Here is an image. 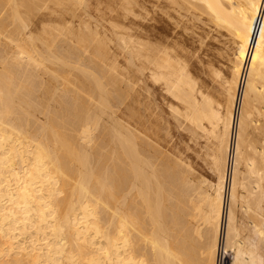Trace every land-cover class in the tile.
Instances as JSON below:
<instances>
[{
    "label": "bare ground",
    "instance_id": "bare-ground-1",
    "mask_svg": "<svg viewBox=\"0 0 264 264\" xmlns=\"http://www.w3.org/2000/svg\"><path fill=\"white\" fill-rule=\"evenodd\" d=\"M91 1L0 0V264H259L236 203L255 213L250 230L263 242L264 0H156L172 24L197 10L196 22L206 15V27L229 35L223 103L203 92L171 41L136 43L122 30L112 13L129 15L133 0H97L116 22L125 62L182 105L172 110L192 133L216 141L206 145L214 184L195 182L143 136L131 68L78 12Z\"/></svg>",
    "mask_w": 264,
    "mask_h": 264
},
{
    "label": "rangeland",
    "instance_id": "rangeland-1",
    "mask_svg": "<svg viewBox=\"0 0 264 264\" xmlns=\"http://www.w3.org/2000/svg\"><path fill=\"white\" fill-rule=\"evenodd\" d=\"M91 2H92V4L89 5L88 7H86V9H85L87 11L82 10L81 8L78 9V12H81V18H83L85 20L89 19V22H90L91 26L93 28L96 26V28L99 29V32L102 33V34L99 33L101 35V37L107 35L108 40H109V37H110V40L112 41V43L109 40L110 42L108 41V44H107L109 49H112V50L109 51L110 53L112 52V55L111 54L110 55L112 56V58L115 57V56H118V58L115 57L116 61H118V66L125 67V66L128 65V68L129 69L131 68L130 69V71H131L132 70V67H131L132 65L129 63V61H128V63H127V61L125 62V59L128 58V54L124 53L125 49L121 50L122 49L121 43H119V41H115V40H117V38L115 37V35H113L114 28H112L111 26L113 24H116V22L109 21L108 17H106L103 14V12L105 11L104 8H103L104 2L103 3L102 2L98 3L97 0L96 1L92 0ZM133 2H134L133 3V9L134 10L132 11V13L130 12V14H129L132 19H130V16L128 15V13H127L128 17H127V15L125 17H122L121 15H119V12L118 13H116V12L112 13V15H114L115 17H118L119 20L121 19L120 20L121 22L125 21L124 22L125 24H123L122 30H125V31H127L128 33L131 34V36H130L131 38L130 39L134 40V42H136V41H138V42H146L147 41L148 43L149 42L155 43L156 42L155 40H162L163 43H165V42L167 43V42L171 41L172 43L171 42L170 43L172 45V49H173V51L175 50L174 52L177 54V58L179 57L178 59L180 61L182 60L181 62L185 66H187L188 68L190 67L189 70H190L191 73L190 72H188V73L191 74L190 76L193 79L195 77L196 83L200 86L201 89L203 88L204 91L203 90L202 91L205 92V94L209 93L211 98L214 99L215 101H218L217 99L220 97V100H222L221 102L223 103L225 101V99L223 101L222 98H225V94L223 93L224 97L221 94V90H222V86L221 85L222 84H220V83H222V81H221V79L219 77H221L223 74H225L226 75V79L229 78V77H227V76H229V72H227L229 62H227V61H228L229 55L231 53L230 52L231 49L230 50L228 49V48H230V45H231L230 37H228L229 35L224 33V37L221 38L220 34H219V36H217L219 31L216 32L217 30L214 29V27L211 25V23H209V25H207V27H206L204 22L206 24H208V22H209V21H207V22L205 21L207 18H203V16H206V15H201V20H199L200 22H198V21L196 22L197 19H200V15H198V14L201 11L199 12V11L196 10L195 14L199 18H197V16L195 15V17H196V18L194 17L195 21L193 20L192 15H191L190 18H189L188 15H187L188 17L185 15V19H184V17H179V18L176 17L177 20H174V22L176 21L177 23L175 22V24H177V25H175V24H172L173 19L175 17L172 20H169V18H167L166 16H160L161 13H159V11H158L156 0H143V1L142 0H139V1L138 0H133ZM96 4H97V6H96ZM134 4H136V5H134ZM142 4H143V6H142ZM135 6H137V7H135ZM197 12H198V14H197ZM90 14H91V17H90ZM141 14H143V15H141ZM201 14H204V13L201 12ZM86 17H87V19H86ZM133 17H134V19H133ZM186 18H188V19L186 20ZM125 19H127V20H125ZM136 19H138L139 21L136 20ZM189 19L192 22L188 21ZM134 20H136V21L134 22ZM140 20L142 21V23H141ZM184 20L188 24L185 23ZM179 21L183 25H181ZM193 21H194V23L196 22L197 24L196 23L194 24ZM111 22H113V23H111ZM137 22H138V24L140 23L142 26L140 24L138 25ZM189 22H190V24H189ZM92 23H94V24L98 23V24H95V25L93 24L92 25ZM103 24H104L105 27L103 26ZM132 24H133V26H132ZM135 24L138 25L139 27L136 26ZM162 24H164V25H162ZM191 24L194 25V26H192L193 28L190 26ZM127 25H128V27H127ZM130 25H131V27H129ZM101 26H103V27H101ZM184 26L188 27V28H184ZM197 26L199 27V29L197 28ZM100 28L102 30H104V29L105 30L101 31ZM128 28H130V29H128ZM132 28H133V30H135L134 33H132V31H133ZM134 28H136V29H134ZM173 28H175V29H173ZM187 29H188V31H187ZM107 30H108V32H107ZM109 30H112V32H110ZM137 30L140 31V32H138ZM209 30L211 31L210 34L206 33ZM214 30H215L216 33L214 32ZM141 31H142V33H141ZM144 31H145V33H144ZM192 31H194V32H192ZM108 33H109V35H108ZM204 33H206V34H204ZM146 34H150L148 39H152V40H147V38L143 39V38H145L144 36ZM211 34H213L215 38ZM134 35L136 37H134ZM140 35H142V36H140ZM204 35H206V36H204ZM226 35H228V36H226ZM227 37H228V39H227ZM113 38H114V40H113ZM157 38H159V39H157ZM223 39H225L226 41L223 40ZM174 40H176V41L174 42ZM220 40H222V41L220 42ZM227 41H228V44H230V45H228L226 43ZM113 43H114V46H117V48L119 47L118 51H116L117 48L115 49V47L113 46ZM173 44H174L175 48H173ZM177 47L179 49H181V50H179ZM177 49L179 51H181V52H179ZM125 54H127V55H125ZM121 55H122V57H121ZM125 56H127V58H124ZM180 56H181V58L183 57V59H180ZM119 57H121V58H119ZM230 57H231V55H230ZM187 59H188L189 63L185 62V60H187ZM209 59H210V63H209ZM128 60H129V58H128ZM123 62H125L127 64H125ZM119 63L120 64H125V66H123V65L121 66ZM137 64H138V62H137ZM139 67H140V65H138V67H137V65L135 67H133V70L135 72L132 70L131 74L135 77L134 78V82L132 84L133 88H134L133 94H134V97H135V100H136V105L138 106V107H136L135 111L141 112L142 115H145L146 120H147L146 127L148 129H147V131H142L143 136H145L146 139L148 138L147 140H149L151 144L153 142V145L157 146L156 148L158 149V151H160L159 153L162 154L164 158H166V159L167 158L168 159L171 158V160H173L172 162H176V160L178 161L180 159L178 161L180 164H183V163L185 164L186 163L185 165L183 164V166L186 167L188 165L187 167H189L188 169L190 170V172L193 175V177H194V175H198V176H195L194 178L192 177V179L195 182L199 178L200 179L203 178L202 180L205 179L204 181L206 183L209 182L208 184L216 183L217 182L216 181L217 180V175H216V172H215L214 167L212 165V162H211V160H210V158L208 156V152L210 151L211 147H213L212 144H214L216 141H214L213 138L210 139V137H209L210 135H207V134L206 135L208 136V140L209 141H205V140H207V136L204 139L205 133L202 132L201 130H200L201 131L200 132L199 130L195 129L196 131L194 130V132L192 133L193 130H191L190 127L189 128L186 127L187 126V122H185L183 117H181V114H178L179 115L178 116L172 110L174 108V106L177 105L176 108L178 109V111L180 113H182L183 112L182 105L180 103H178V101H175L166 91H164L165 89H164L162 84L160 85L159 82H157V83L155 81L153 82V79L150 78L151 76H148V75H150L149 74L150 72H148V70L140 71V70H138V69H140ZM220 67H222V68H220ZM139 75H141V76H139ZM144 75H146V76H144ZM225 75H223L224 77L222 76L223 78L221 77L222 80L225 79ZM145 81H146V83H145ZM139 102H140V104H139ZM172 105H173V108H172ZM181 109H182V111H181ZM172 114H174L175 117ZM177 116H178V118H177ZM118 117H120V116H118ZM118 120H120V119L118 118ZM120 121H122L123 123H126V124L128 122V125H132L128 120H124V121L120 120ZM151 124H153V125H151ZM185 127H186V129H185ZM150 130H153L155 133L153 131L150 132ZM194 133H197V134H194ZM153 134H156V135H153ZM199 135H201V136H199ZM206 145H208L210 147V149ZM214 146H215V144H214ZM205 148H207V149H205ZM195 178H197V180ZM207 191H209V187L207 188ZM240 192H243V190H239V193ZM240 200H238V202H237L238 204L236 203V217H237L236 221H237V225L240 224L239 226L243 228L242 229V234L244 236L248 234L247 236H245L246 240L251 238L249 242L245 241V243L247 242L246 243L247 246H248V244H251L249 246H250L251 249L255 250L254 254H256L258 256L257 259L260 260L259 264H264V241L263 242L258 241L256 234L253 232V230L252 231L250 230V228L252 226H251V223L249 221L254 219V214L255 213L254 212L251 213L252 212L251 210L248 211V213L246 212L247 214L245 213V211L243 212L244 209H243V207L241 208L242 200L241 201ZM262 206H263V210H264V202H263ZM249 212L252 215L251 214L249 215ZM248 216H251V217L248 218ZM262 216L264 217L263 211H262ZM263 220H264V218H263ZM229 260H230V258L228 256L226 258V260L225 259L223 260V262L224 261L228 262Z\"/></svg>",
    "mask_w": 264,
    "mask_h": 264
}]
</instances>
